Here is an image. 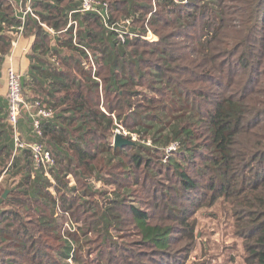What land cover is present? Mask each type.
<instances>
[{
	"label": "trees",
	"instance_id": "1",
	"mask_svg": "<svg viewBox=\"0 0 264 264\" xmlns=\"http://www.w3.org/2000/svg\"><path fill=\"white\" fill-rule=\"evenodd\" d=\"M63 1L66 0H40L34 4V8L38 16L40 14L42 22L50 25L59 34V37H55L59 38L60 43L78 52L81 59L76 63L79 73L85 79L72 80L68 70L54 64L51 59L53 52L43 50L48 46L47 33L42 34L41 23L29 17L26 31L36 34L33 53L41 55L42 60L49 64L43 72L50 83L47 94L50 97L59 94L54 97L55 102L40 96L34 97V100L44 101L55 111L52 118L43 122L42 142L57 160L54 172L57 184L46 180L40 172L36 178H31L33 159L29 150L13 155L14 131L8 121V103L0 98V177L3 175V169L10 163L13 174L21 176L18 185L10 189L7 197L4 193L0 196V264H69L66 261L71 254L72 244L64 240L55 211L49 208L53 204L51 200H54L50 195V187L63 193L67 192L70 189L69 175L80 174L82 171L80 165L84 164L89 165V169L94 172L96 166L93 162L100 152L110 155L115 160L119 157L132 158L136 166L141 165L144 159L148 162L147 166L151 165L157 154L156 149L141 144L115 147L110 140L106 142V131L113 125L114 120L100 108L99 90L102 89V85L94 78L92 68L87 65L90 61L89 52L93 49L90 42L97 44L94 48L101 53L94 56L96 67L106 62L114 76L110 77V82L106 83L104 90L116 94L118 107L124 105L119 109L129 107L132 110V113L123 115L122 118L127 117L137 130L139 125L143 135H152L153 144L163 142L169 145L178 140L186 149V155L182 159L172 160L171 157L164 164L166 167L174 165V174L178 176L180 185L175 190L181 196L202 188L189 176L186 168L194 160L197 151H201L203 143H206L210 155L206 159L205 169L195 168L194 172L198 175L200 173L212 175L206 186L212 192L211 205L223 197L225 201L240 207V214L248 219L243 221L241 232L247 239L250 252L246 260L249 264H264V0H189L184 7L168 2L162 3L170 12L177 14V23L182 28L181 31L172 32L170 36L163 38L168 41H165L167 45L164 47L156 45L150 52L157 54L158 58L164 61L166 69L176 74V77H165L164 72L156 69L157 67L150 69L155 85L167 80L166 86L173 89L170 90L172 94L170 101L163 107L153 110V114L146 116L140 113L137 106L139 91L133 89L140 85L133 76L145 77V72L139 65L142 58L138 53L129 52L125 48V44H137L139 39L121 43L97 16L87 13L75 16L80 26L77 29L79 44H76L74 27L63 33L59 32L67 27L69 11L79 6V0H70L66 7H62ZM5 2L8 3L7 6L4 5ZM122 2L126 3L122 8L126 18L134 20H139L143 15L146 18L152 9L148 0ZM211 4L216 5L218 9L213 10ZM110 5L111 10L119 9L118 5ZM192 5L196 8L199 5L197 12L190 10ZM199 8L202 15L205 14L204 20L207 19L205 24H202L206 38L198 48L199 56L193 59L180 50L187 48L184 41L195 37L194 35L191 37L190 31L195 28V23L200 17ZM209 9L212 10V16ZM154 15L151 17V23L156 25L159 18ZM114 17L113 14V19ZM15 21V8L11 1L0 0L2 52L11 47L7 25ZM225 56L226 59L221 60V57ZM4 59V56L0 55V70ZM33 59L31 58L29 71L32 77L29 81L31 85L38 77L36 74L43 70L33 62ZM232 59L235 60L232 62ZM96 72L100 78V70ZM189 78L203 84L205 81L212 82L217 88L222 89V92L215 94L213 108L204 110L197 102L196 96L190 98L191 94H197V90L190 92L185 88L184 85L188 84ZM178 79H183V84ZM26 82L25 80L24 87ZM150 87L154 88V84ZM175 91L179 98L174 99ZM173 100L174 104L180 105L176 108L171 105L169 108ZM108 105L113 111L114 107L109 103ZM120 117L121 114L118 118ZM142 118L143 120H140ZM175 120L177 122L173 124ZM171 125L172 131L165 132ZM196 126L203 127L206 131L198 136L191 130ZM201 140L203 142L199 143ZM190 146H194L195 149ZM117 161L124 168L128 166L124 159ZM152 167L154 170L155 165ZM125 171L127 176L124 177L132 181L135 173L131 168ZM14 191L24 194L30 200L13 198ZM85 194H88L86 190ZM62 200L65 201L64 198ZM66 200L68 201L67 198ZM29 201L39 202L40 205L43 202L49 210L45 211V208L41 207L38 209L30 205ZM122 204L121 200L112 199L98 215L97 225L104 226L101 239L103 242L94 248L96 254L93 260L89 258L91 248L88 241H82L83 233L78 229L79 232L69 234L71 241L76 245L73 258L77 264L144 263L140 252L123 254L122 246L119 247L109 233L111 227L115 229L121 227L120 212L116 213L114 209L119 210ZM71 207V203L64 206L65 210L77 219ZM31 211L34 212L35 218L27 215ZM131 212L138 235L141 237L140 242L144 245L142 248L147 247L160 253L168 251L172 244L171 228L151 223L150 215L135 206H132ZM180 218L181 223L189 227L187 218L185 216ZM189 229L193 234L194 226Z\"/></svg>",
	"mask_w": 264,
	"mask_h": 264
},
{
	"label": "rangeland",
	"instance_id": "2",
	"mask_svg": "<svg viewBox=\"0 0 264 264\" xmlns=\"http://www.w3.org/2000/svg\"><path fill=\"white\" fill-rule=\"evenodd\" d=\"M106 1L112 5L114 4L119 6L118 10H111L115 16L113 19V14L111 12V25H114L111 27L114 29L110 28L109 31L113 32V37L118 39L119 36H123L125 41H132L133 39L138 38L140 41H138L137 44H125V48L129 52L138 53L140 58H142L139 65L140 69L145 72V77L139 78V76H133L134 80L140 84L136 87V89H133L139 91L138 93L140 96L136 99V101L138 104L137 106L140 108V113L145 116L147 114H153V110L163 107L170 101L172 96L170 90L173 88H168L166 86L167 80H165L162 84L155 85L154 76L151 75L150 69L157 67L156 69H160L164 72L165 77H176V74H173L170 70L166 69L164 61L160 60L157 54L150 52V50L154 49L156 45H160V47L165 46V41L167 40H164L163 38L170 36L172 32L181 31L182 27H180L177 23V14L170 12V9L168 7L165 8L162 4L164 2L171 4L174 3L168 0H148L152 9L146 15V18L143 15V17H139V20L133 19L130 26H126L122 23V21L126 18L125 13L122 11V8L126 6V3L122 2V0ZM68 2H70V0L63 1L62 7H66ZM6 4L8 3L5 2L4 5ZM187 4L188 3L174 5L184 7ZM198 7L199 5H197V8ZM212 7L215 11L218 9L214 4H211V8ZM197 8L194 5L190 6V10H192V12H197ZM198 13L200 14V17L195 23V30L192 29V31H190L191 37H195L189 41H184V45L187 46L188 49L186 48L185 50H180L181 52L189 54V58L193 59H197L199 56L198 48L206 38L205 33L202 31L204 27L202 24H205L207 19L204 20V18H206L205 14L202 15L200 8ZM210 13L212 16V10L209 9V14ZM154 14H156V17L159 18V23L156 25L151 23V17ZM139 15H141V13H139ZM141 19L145 20L143 21ZM46 26L48 28H52L47 23ZM79 27L80 26L78 25V28ZM48 28L41 27L42 34L47 33L48 35V46L43 48V50H46V52H53V54H51V59L55 60L54 64H57V67H63L65 70H68L72 76V80H78V78L85 79L79 73L76 63V61L81 59L78 52L71 47L66 45L63 46L58 38L59 34L56 33L53 35L48 31ZM25 33L29 34L27 31H25ZM142 36L149 38H143ZM8 38L11 44L12 37L10 34H8ZM75 42L76 44H79L77 40ZM90 43L93 46V49L90 50L92 57L94 58V56L98 54L100 55L101 53L97 52L94 48L97 44L94 42ZM11 48L12 44L10 48L4 49V52H2L3 50L1 49L0 55H3L4 58L7 55L6 57L9 58L12 52ZM39 49L40 48H38L37 51H39ZM28 52L30 53L31 51L28 50ZM181 52H179L180 55L182 54ZM226 57L227 56L221 57V60L226 59ZM234 60L235 59H232V62ZM88 62L89 63H87V65L90 68H93L91 61ZM7 67L8 63L3 65L0 70V73L4 72L2 77L0 76V88L6 97ZM96 68L97 70H100V78L97 77V75H95V77L100 79L102 85V89L99 90V102L101 103L100 108L107 112L114 120L113 125L108 129V131H106V142H109V140L112 142V139L115 140L114 133L117 128H119L123 133L124 131L127 132V136L124 138L133 141L134 144H141L154 150L156 149L157 154L155 155L154 161L151 165L149 164V166H147L148 162L144 159L141 165L136 166L131 160L132 158L119 157L115 160L112 159L110 155L100 152L97 154V158L93 162L96 166L94 172L89 169V165L84 164L80 165V169H82L80 174L75 176V174L72 173L69 175L68 186L70 189L67 192L63 193L62 191L56 190L54 187H50V195L54 200H51L53 204L49 208L55 211V215L57 216L56 218L61 225V231L63 230L65 223L67 221L69 222L70 218V221L74 222L81 233H83L82 241H88L91 248L89 258L90 260H93L96 254L94 248L103 242L101 239L103 237L102 229L104 226L100 224L97 225V217L108 205L109 201L112 199H118L121 200L123 204L120 206L119 210L114 209V212H120L119 219L122 224L120 229L111 227V229H109L111 232L109 231V233L118 246H122L123 254H127V252L129 254L140 252L142 254L141 259L144 262L143 264H249L246 260L250 255L248 245L246 243L247 239L241 234L243 221H247V217L240 214V207L225 201L223 197H221L216 204L211 205L210 196L212 192L206 186H208V182L210 180L209 178L212 175L210 173H200V175H198L194 172L195 168L202 170L205 169L206 159L210 155V152L206 147V143H203V146L200 147L201 151H197L194 160L191 161L186 168L189 176L193 178L195 182L198 183V186L202 188L194 189L192 192L184 193V195L181 196L175 190V188H178L180 185L178 182V176L176 173L174 174V165L166 167L164 164L165 161L169 160L171 157L173 158L172 160L182 159V157L186 155V149L178 140L169 145H165L163 142L153 144L152 135H143L139 130V125L138 131L127 117L122 118L123 115H129L132 113V110H130L129 107H124V110L119 109L124 105L122 104L118 107V103H116L118 101L116 94H111L104 90V86H106V83L108 84L110 82V77L112 76L106 62L103 65L98 64ZM130 72L133 74L132 69H130ZM112 78H114V76H112ZM178 80H180V83L183 84V79ZM26 81L24 96L25 99L32 100V96L35 95L34 92L32 91L30 94H26L25 88L34 90V87H32L28 80ZM205 82V84H203V82L198 83L192 78H189L188 84H185L184 86L190 92L197 90V94H191L190 98L196 96L197 102L204 108V110H207L213 108L212 101L215 99V94L222 92V89L217 88L212 82ZM151 84H154V88L150 87ZM173 97L174 99L179 98L176 91ZM35 100H33L31 105L28 104V106L26 105L23 107L21 117L26 116L28 112L35 113ZM108 103L111 104V107H114L113 111L109 107ZM171 105L172 107L174 105V108H176L180 104H174L173 100L170 102L169 108ZM119 114H121L120 119L118 118ZM141 114L140 116H143ZM145 116L143 117L145 118ZM140 120H143V118ZM140 120L138 122H140ZM176 122L177 120H175L173 124ZM183 125L184 124H182V126ZM103 128L105 130V126H103ZM191 130L198 136L206 131L205 128H200L199 126H196ZM171 131L172 125L169 126L165 132ZM133 136H135L136 139ZM198 142L200 143L203 141L201 140ZM190 147L195 149L194 146ZM118 159H124L128 166L126 168L122 167L118 163ZM153 164L155 165L154 170L152 167ZM129 168H131L132 172L135 173V177L132 178V181H129V179L124 177L127 176L125 169L129 170ZM20 177V175L13 174L11 163L5 167L0 181V196L3 195V193L5 194L7 191V197L10 193V189H14L18 185ZM5 189L6 191L4 192ZM85 190L88 194H85ZM63 195H65L68 201L65 197H63ZM12 197L29 199L24 194L17 193L15 191L12 192ZM62 198H64L65 201L62 200ZM69 203H71V209L75 213V218L77 219H74L73 214L65 210L64 206ZM29 204L36 206L38 209L41 207L45 208V211L49 210L43 202L41 203L42 206L39 202L35 201L33 203L29 201ZM197 205H200V207ZM132 206L147 212V214L150 215L151 223L171 228L170 232L172 234V244L168 251L160 253L159 251L147 247L142 248L144 245L140 242L141 237L138 235V231L135 226V221L131 212ZM27 215L31 218H35L33 211ZM175 215L179 217H176ZM183 216L187 218L186 220L189 227L181 223L182 221L180 217ZM85 226H88V229H86ZM193 226L194 230L193 234H191L189 228ZM49 242H51V240H49ZM60 242L62 241H59V243ZM132 244H136V246L132 247ZM72 262L75 263L74 259Z\"/></svg>",
	"mask_w": 264,
	"mask_h": 264
},
{
	"label": "built area",
	"instance_id": "3",
	"mask_svg": "<svg viewBox=\"0 0 264 264\" xmlns=\"http://www.w3.org/2000/svg\"><path fill=\"white\" fill-rule=\"evenodd\" d=\"M13 4L15 8L16 21L7 25V32L12 37V53L15 48L18 47L20 40L25 34L26 26L30 18L37 19L41 25L45 28L46 23L42 22L39 18L37 12L35 11L34 4L40 0H9ZM165 1V0H162ZM174 4L182 5V3H188L189 0H168ZM87 13H93L97 16L102 24L108 29H114L111 26V5L108 1L105 0H79V6L71 10L68 14V25L65 29L61 30L59 33H63L67 31L68 28L74 27V40H77V29L79 25V21L76 19V15H84ZM132 18H125L122 23L126 26H130L132 23ZM48 31L53 35L56 34V31L53 28H48ZM143 38H149L142 36ZM119 42H125V38L123 36L118 37ZM13 55L9 56L10 60H12ZM89 58L92 63V70L94 78H96V62L89 52ZM53 61H55L53 59ZM1 75V74H0ZM7 75V99H8V121L10 125L13 127L14 131V155L22 152L23 150H29L32 159H33V169L31 171V178L34 179L37 177V173L40 172L43 177L56 185L57 181L55 179V168L57 164V160L54 154L45 146L42 142V138L44 135L43 131V122L44 120L50 119L55 115V111L53 107L49 104L44 103L40 99L34 101V107L36 109L35 113L31 115L30 122V133L33 137L31 140H27L23 137V134L20 130L19 123L21 120L22 110L25 107L26 99L24 96V76L21 72L17 70L13 63H10L6 69ZM102 88V87H101ZM121 134L123 137L127 136V132L124 133L117 128L114 133V138L117 134ZM135 138V136H133ZM136 139V138H135ZM112 144L114 145V139H112ZM2 176L0 177V181ZM68 215V213H67ZM70 217V216H69ZM79 228L72 221H67L62 230V236L68 242L72 244V250L70 256L67 258L69 264H77V262L73 263L72 260L73 255L76 250V245L70 239V233L79 232ZM75 261V260H74Z\"/></svg>",
	"mask_w": 264,
	"mask_h": 264
},
{
	"label": "crops",
	"instance_id": "4",
	"mask_svg": "<svg viewBox=\"0 0 264 264\" xmlns=\"http://www.w3.org/2000/svg\"><path fill=\"white\" fill-rule=\"evenodd\" d=\"M35 41H36V34H34L33 32L32 33L30 32L29 34L25 33L24 36L22 37V39L20 40L18 47L15 48V50H13L14 53L11 52V54L13 55L12 60H10V58H7L6 57L7 55H6L4 62H2V66L7 64V63H8V65L10 63H13V65H15L17 70L23 74L24 80L26 79L28 81L32 80V77L29 73L30 68H31V64H32L31 58H34L33 62H35L36 65H39L42 67L43 70L42 71L40 70V72L36 74L38 77H37V79H35V83L32 84V87H34V90L25 88L26 94H30L32 91L35 94L34 96H32V100L26 99L27 106H28V104H30V105L32 104L35 96H40V97H43V98H46V99H49V100L55 102L54 97L57 95V94H55L54 97L53 96L50 97L49 94H47L48 93L47 87L50 88V86H49L50 83H49V79H47L45 77L46 74L43 72H44V70H46V68L49 64L47 62H44V60H42L41 55H38V56H37V54L34 55L32 49H33V46L35 44ZM28 50L31 52L29 53ZM11 51H12V48H11ZM32 53H33V55H32ZM3 73L4 72L0 73L1 77H2ZM4 95L5 94L2 93V90L0 88V98L2 99V101H5L6 103H8L7 97ZM31 114H32V112H28V114L26 116L21 117V120L19 123V127H20L22 134H23V137L27 140L33 139L32 135L30 133V131H31L30 122H31V116H32ZM13 155H14V152H13Z\"/></svg>",
	"mask_w": 264,
	"mask_h": 264
},
{
	"label": "water",
	"instance_id": "5",
	"mask_svg": "<svg viewBox=\"0 0 264 264\" xmlns=\"http://www.w3.org/2000/svg\"><path fill=\"white\" fill-rule=\"evenodd\" d=\"M131 144H134V142L127 138H124L122 135L118 134L115 136V140H114L115 147H124L126 145H131ZM6 195H7V191L5 192L4 196L6 197Z\"/></svg>",
	"mask_w": 264,
	"mask_h": 264
}]
</instances>
